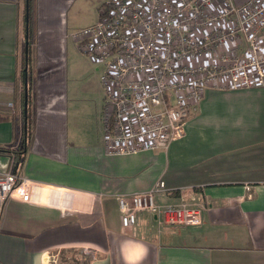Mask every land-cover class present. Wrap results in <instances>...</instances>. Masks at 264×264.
<instances>
[{"label": "crops", "instance_id": "obj_1", "mask_svg": "<svg viewBox=\"0 0 264 264\" xmlns=\"http://www.w3.org/2000/svg\"><path fill=\"white\" fill-rule=\"evenodd\" d=\"M77 2L30 0L31 134L18 172L38 188L0 212V264H52L60 253L87 264H264V86L208 90L166 148L108 155L100 70L68 59ZM24 9V0H0V103L12 104L0 107L4 150L22 131ZM10 162L0 154V173ZM158 181L166 192L157 203L203 206L198 224L142 211L121 226L117 198Z\"/></svg>", "mask_w": 264, "mask_h": 264}, {"label": "built area", "instance_id": "obj_2", "mask_svg": "<svg viewBox=\"0 0 264 264\" xmlns=\"http://www.w3.org/2000/svg\"><path fill=\"white\" fill-rule=\"evenodd\" d=\"M70 39L100 70L99 122L112 156L166 148L208 90L264 86V0H103L96 22ZM16 147L7 149L10 168L0 173V212L15 196L31 202L38 188L14 167ZM165 192L158 181L119 196L121 226L132 227L142 211L166 225L199 223L203 206L157 203Z\"/></svg>", "mask_w": 264, "mask_h": 264}, {"label": "trees", "instance_id": "obj_3", "mask_svg": "<svg viewBox=\"0 0 264 264\" xmlns=\"http://www.w3.org/2000/svg\"><path fill=\"white\" fill-rule=\"evenodd\" d=\"M24 19H23V33L25 36V41L27 45L24 46L23 49V73H24V80H23V97H22V131H21V138L18 146L16 149L11 153L14 159V166H20L21 162L23 161V157L25 151L28 146V141L30 138V129H31V112H30V75L29 72L31 70V58H30V48H29V37H30V25H31V13H30V0H24ZM8 118L0 113V122L6 121ZM8 154L7 150L4 148H0V154ZM73 264H87L89 262L88 259H84L83 261L73 258L71 261Z\"/></svg>", "mask_w": 264, "mask_h": 264}, {"label": "rangeland", "instance_id": "obj_4", "mask_svg": "<svg viewBox=\"0 0 264 264\" xmlns=\"http://www.w3.org/2000/svg\"><path fill=\"white\" fill-rule=\"evenodd\" d=\"M101 0H79L77 2L71 12L68 14V18L70 20L69 25L72 27V31L78 30L80 28L85 27L96 22V8L98 7ZM71 32V31H70ZM68 59L73 61L76 65H81L83 61L87 62V66H92L87 58L76 49V44L69 38L68 39ZM83 69V68H82ZM99 74V73H97ZM99 76V75H98ZM102 94V93H101ZM55 258V259H54ZM54 263L52 264H59V262L70 263L73 258L83 261L84 257L81 254H67V253H60L57 257H54ZM86 259H90L89 256H86ZM52 261V258H51Z\"/></svg>", "mask_w": 264, "mask_h": 264}]
</instances>
